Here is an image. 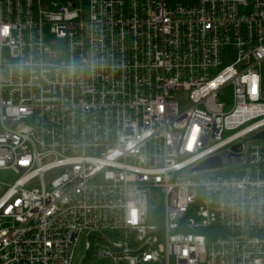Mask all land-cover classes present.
I'll use <instances>...</instances> for the list:
<instances>
[{"label":"built area","instance_id":"obj_1","mask_svg":"<svg viewBox=\"0 0 264 264\" xmlns=\"http://www.w3.org/2000/svg\"><path fill=\"white\" fill-rule=\"evenodd\" d=\"M261 134L264 0H0V264H264Z\"/></svg>","mask_w":264,"mask_h":264},{"label":"water","instance_id":"obj_2","mask_svg":"<svg viewBox=\"0 0 264 264\" xmlns=\"http://www.w3.org/2000/svg\"><path fill=\"white\" fill-rule=\"evenodd\" d=\"M257 139H264V134H261L256 137ZM240 145H237L233 148V153H237L239 151ZM222 160L221 158H214L210 159L206 162H204L197 170L199 171H206V170H211L218 168L222 165Z\"/></svg>","mask_w":264,"mask_h":264},{"label":"rangeland","instance_id":"obj_3","mask_svg":"<svg viewBox=\"0 0 264 264\" xmlns=\"http://www.w3.org/2000/svg\"><path fill=\"white\" fill-rule=\"evenodd\" d=\"M227 161H228V159H227ZM106 237L109 240H113L114 235L112 233H106ZM85 257H86V254H85V243H84V240H81V242L78 245V248H77V251H76V254H75V258H74V263L73 264H80L81 261Z\"/></svg>","mask_w":264,"mask_h":264},{"label":"snow or ice","instance_id":"obj_4","mask_svg":"<svg viewBox=\"0 0 264 264\" xmlns=\"http://www.w3.org/2000/svg\"><path fill=\"white\" fill-rule=\"evenodd\" d=\"M255 90V89H254Z\"/></svg>","mask_w":264,"mask_h":264}]
</instances>
